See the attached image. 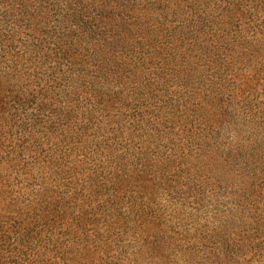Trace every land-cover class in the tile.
I'll return each instance as SVG.
<instances>
[{
    "label": "rangeland",
    "instance_id": "1",
    "mask_svg": "<svg viewBox=\"0 0 264 264\" xmlns=\"http://www.w3.org/2000/svg\"><path fill=\"white\" fill-rule=\"evenodd\" d=\"M0 264H264V0H0Z\"/></svg>",
    "mask_w": 264,
    "mask_h": 264
}]
</instances>
